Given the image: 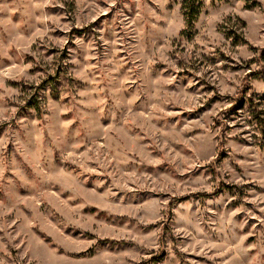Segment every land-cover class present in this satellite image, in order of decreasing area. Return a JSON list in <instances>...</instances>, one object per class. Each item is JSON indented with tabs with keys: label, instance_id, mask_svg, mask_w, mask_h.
<instances>
[{
	"label": "rangeland",
	"instance_id": "obj_1",
	"mask_svg": "<svg viewBox=\"0 0 264 264\" xmlns=\"http://www.w3.org/2000/svg\"><path fill=\"white\" fill-rule=\"evenodd\" d=\"M0 0V264H264V0Z\"/></svg>",
	"mask_w": 264,
	"mask_h": 264
},
{
	"label": "trees",
	"instance_id": "obj_2",
	"mask_svg": "<svg viewBox=\"0 0 264 264\" xmlns=\"http://www.w3.org/2000/svg\"><path fill=\"white\" fill-rule=\"evenodd\" d=\"M202 6V0H185L184 1V12L188 26L191 28L197 21L200 15V9ZM264 55V51H263Z\"/></svg>",
	"mask_w": 264,
	"mask_h": 264
}]
</instances>
